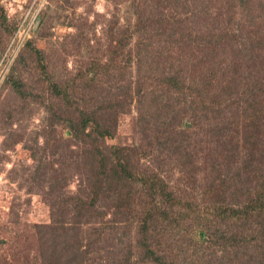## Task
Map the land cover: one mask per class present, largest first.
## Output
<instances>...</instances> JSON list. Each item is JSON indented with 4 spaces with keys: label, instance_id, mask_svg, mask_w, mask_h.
Returning a JSON list of instances; mask_svg holds the SVG:
<instances>
[{
    "label": "rangeland",
    "instance_id": "obj_1",
    "mask_svg": "<svg viewBox=\"0 0 264 264\" xmlns=\"http://www.w3.org/2000/svg\"><path fill=\"white\" fill-rule=\"evenodd\" d=\"M134 18L129 0H0V264H40V252L46 246L43 232H48L53 211L58 210L54 207L52 211L48 200L51 201L55 193L71 198L76 194L89 196L86 184H89L93 160L89 151L83 153L89 144L83 148V142L79 144L74 140L68 126L58 118L72 113L73 122L77 123L73 110L67 114L60 112L64 101L54 96L52 83L57 82L61 89L72 88L75 93L74 99L71 94V100L76 101L79 89L86 84L77 77L96 59L103 67L108 61L110 40L113 39L111 44L116 46L123 27L133 26ZM110 29L113 37L109 36ZM136 42V35H133L128 39L126 50L118 49L117 68L107 77L97 76L92 87L93 92H108L112 99L116 98L115 105L129 102L115 113L112 137L105 143L129 148V152L122 154L127 157L125 160L130 171L140 176H133L137 177L134 188L122 184L121 196L130 197L126 211L109 206L115 200L106 196L109 199L106 202V194L102 196L99 210L104 212L106 220L115 217L116 226L103 235L101 244L86 246L91 250L82 264H156L141 262L142 252L136 249V245L143 232L155 254L165 258L166 263L205 264L215 247L213 241L230 227L229 222H223L224 229H221L215 220L218 218L195 209V204L200 203V190L216 180L217 171L213 162H209L197 170L196 176L189 175L177 162L184 152L169 150L162 144L165 136L159 131L166 114L189 119L185 107L190 98L185 100L184 94H178L169 85L163 86L158 81L153 84L155 77L158 79L163 71L162 67L154 73V80L146 83L152 87H146L147 90L136 97L134 77L127 75L123 80L124 71L133 72L135 62L125 69L121 67L125 58L123 53L127 54L128 50L133 53ZM158 47L165 52L159 42ZM169 54L172 58L177 53L172 48ZM170 58L168 62L173 64L175 60L173 58V62ZM256 71L242 74L247 81L240 87V93L235 92L229 99L236 103L238 112L248 105L253 108L257 102L261 103L257 120L259 115H264V85H256L264 75V67ZM125 82L131 83L129 94L122 89ZM127 94L130 97L122 99ZM193 100L198 101V98ZM213 137L210 132L209 138L214 141ZM92 154L91 149V157ZM150 175L162 177L169 192L177 186L181 193L183 191V199L191 202L193 207L184 211L174 206L173 211L170 209L172 213L167 212L168 206L163 205L158 196L148 197L141 187L140 179ZM181 179L186 181L184 185ZM54 186L58 191L52 195L50 188ZM160 211L165 218L159 215ZM143 212L151 213L153 220L147 230L140 225L141 218H138ZM84 228L89 240L93 241L91 233L95 225ZM257 240L264 246L260 243L262 238ZM255 243L246 246V252L241 250L246 253L243 259L251 256L254 262L262 260ZM217 254L220 258L224 256L220 252ZM224 263L228 264L227 260Z\"/></svg>",
    "mask_w": 264,
    "mask_h": 264
},
{
    "label": "trees",
    "instance_id": "obj_2",
    "mask_svg": "<svg viewBox=\"0 0 264 264\" xmlns=\"http://www.w3.org/2000/svg\"><path fill=\"white\" fill-rule=\"evenodd\" d=\"M129 4L135 17L133 26L123 27L121 38L116 39V46H112L114 40H110L108 61L103 67L96 59L94 63H89L85 72L80 73L77 78L86 84L79 89L76 101L71 100V94L74 99L75 93L72 88L61 89L57 82L52 83L54 96L64 101L60 112L67 114L73 110L77 123L73 122L72 113L58 118L68 126L74 140H78L79 144L83 142V148L89 144L83 153L89 151L93 161L89 184H86L88 197L76 194L71 198L63 193H55L58 191L55 186L50 188L51 194L55 195L48 202L51 209L56 207L58 210L52 209V223L48 232H43L46 246L40 252V264H82L91 250L86 246L101 244L103 235L116 226L115 217L106 220L104 212L99 210L102 196L106 194V202L115 200L109 204L114 209L126 211L129 205L130 197L121 196L122 184L129 189L134 188L140 176L130 171L131 167L125 160L127 157L122 154L130 149L105 143L107 138L112 137L116 112H120V108L129 102L115 105L117 99H112L108 92V96L103 92H93L92 83L97 76H106L117 68L115 60L119 57L118 49L126 50L128 39L133 35L137 40L135 50L133 53L130 50L126 51L127 54L123 53L125 58L121 67L125 69L135 62L133 72L124 71L123 80L127 75L134 77L136 97L143 94L146 87H152L146 83L154 80V73L162 67L163 71L158 79L155 77L153 84L158 81L163 86L169 85L178 94H184L185 100L190 98L185 107L189 119L166 114L159 131L161 136H165V143L162 144L169 150L180 149L184 152L177 162L189 175L196 176L197 170L209 162H213V168L217 171L218 177L214 182L205 181L209 185H204L200 190V203L195 204V209H199V213L209 214L206 216L218 218L215 220L222 226L221 229H224L223 222H229L230 227L213 241L215 247L205 264H223L225 260L228 264H253L251 256L243 259L246 253H241V250L247 251L246 246H253V242H256L254 246L262 258L254 263L264 264V246L257 240L262 238L260 243L264 244V115H259L256 120L262 110L259 102L253 108L248 105L238 112L236 103L229 99L235 92L239 94L240 87L247 81L242 77L244 72L254 74L257 68L260 70L264 67V0H129ZM110 31L109 36L113 37L112 29ZM158 42L165 52L158 47ZM172 48L177 54L170 58ZM35 53L39 55V52ZM169 58L175 62H168ZM130 84L124 83L122 89L127 91H124L125 94L130 93ZM256 85H264V75ZM128 94L122 99L130 97ZM193 98H198V101ZM214 121L216 124H212ZM210 132L214 141L209 138ZM91 149L94 159L90 155ZM140 180L148 197L158 196L160 202L168 206L167 212L172 213L174 206L184 211L193 207L191 202L183 199V191L181 193L177 186L169 192L162 177L150 175ZM183 180L184 185L186 181ZM83 194L86 193L83 191ZM151 213L137 215L144 230L153 223ZM159 215L165 218L162 211ZM90 225H95L91 233L93 241L89 240L90 236L84 230ZM209 236L213 237L212 234ZM137 242L136 249L142 252L141 262L168 264L165 258L155 254L147 234L143 232ZM218 252L224 256L218 257Z\"/></svg>",
    "mask_w": 264,
    "mask_h": 264
}]
</instances>
